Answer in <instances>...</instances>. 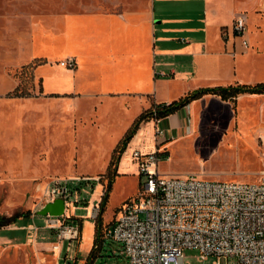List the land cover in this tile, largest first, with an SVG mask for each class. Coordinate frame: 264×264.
<instances>
[{"label": "rangeland", "instance_id": "rangeland-1", "mask_svg": "<svg viewBox=\"0 0 264 264\" xmlns=\"http://www.w3.org/2000/svg\"><path fill=\"white\" fill-rule=\"evenodd\" d=\"M149 3L150 0H0V207L3 211L7 207L9 216L27 215L25 199L36 179L99 180L71 183L70 191L75 197H71L68 214L84 216L82 236L78 242H63L61 262L58 256L48 254L47 264H130L122 246L105 239L104 233L116 222L122 206L141 192L145 179L140 178L133 154L155 151L154 120L143 122L121 158L120 176L115 178L102 215L99 249L95 248L99 221L91 214L94 206L101 207L106 194L109 180L105 175L114 151L143 113L142 108L149 109L150 104H131L128 108L129 101L119 97L65 94V90L73 88L74 80L63 74L70 70L61 68V62L66 55L67 29L75 34L78 28L76 20H67L68 15L138 11ZM46 27L52 28L51 34L46 35ZM34 59L24 71L25 63ZM41 75L52 77L43 83ZM92 83V78L85 81L82 94L99 95ZM18 88L20 94L34 97L13 98ZM238 108L205 102L196 114L188 112L194 134L179 136L169 150L164 148L166 144L160 148L172 159L160 163V173L166 177L196 174L204 180L220 182H264L263 143L259 137L254 139L256 130L252 124L245 125L242 135ZM78 206L88 209L76 211ZM45 220L38 215L35 219L26 216L14 226L23 242L33 243L35 228H44ZM200 256L196 250L184 253L186 264L217 261L210 258L202 263ZM221 264H238V260L223 259Z\"/></svg>", "mask_w": 264, "mask_h": 264}, {"label": "crops", "instance_id": "crops-1", "mask_svg": "<svg viewBox=\"0 0 264 264\" xmlns=\"http://www.w3.org/2000/svg\"><path fill=\"white\" fill-rule=\"evenodd\" d=\"M241 13L247 18L245 39L249 43L248 49L232 31L235 19ZM66 18L76 20L78 28L75 34L69 28L66 32V55L63 61L75 58L77 68L63 72L74 80L73 88L65 90V94L80 92L78 95L81 97H119L129 101L126 104L128 108L131 104L141 107L150 104L149 109L142 108L144 113L155 105H170L202 89L264 83V45L261 44L264 39V0H150L145 9L138 11H100L68 15ZM45 30L46 35L53 31L51 27H46ZM30 61L25 63L26 66L36 60ZM48 76L39 77L45 83L52 77ZM90 78L93 79L95 92L99 93L97 96L82 94L85 81ZM205 102L232 105L208 95L162 119L161 127L169 140L164 148L168 149L183 134H194V129L189 126L191 119L188 112L196 114L197 108ZM237 105L240 115L238 128L242 135L246 130L245 125L252 124L256 130L254 139L257 141L256 138L259 137L262 142L264 94L241 95L235 106ZM153 120L155 124V119ZM47 180L33 181V190L25 199L27 215L9 216L7 207H4V211L0 207L2 262L47 264L48 254L58 256V261L61 262L62 243L54 232L45 227L35 229L33 243H25L17 234L18 228L14 226L19 219L31 216L29 210L40 197L39 185L50 181ZM72 194L74 198V193ZM8 206H11V200L8 201ZM87 209L78 206L76 211ZM66 214L70 224L83 227L84 216L70 215L68 209ZM33 229L34 227L30 231ZM58 245L61 250L54 252V247Z\"/></svg>", "mask_w": 264, "mask_h": 264}, {"label": "built area", "instance_id": "built-area-1", "mask_svg": "<svg viewBox=\"0 0 264 264\" xmlns=\"http://www.w3.org/2000/svg\"><path fill=\"white\" fill-rule=\"evenodd\" d=\"M232 28L248 49L246 15L238 14ZM61 67L75 70L77 61L66 59ZM161 122L162 119L155 118V151L133 154L140 178L145 179L141 192L123 206L116 222L105 231V239L120 244L130 264H186V250L198 251L202 263L210 258L217 259L214 264L236 258L238 264H264V182L246 184L209 181L197 175L163 176L160 163L168 158L160 148L169 140ZM262 143L264 146V139ZM85 181L99 182L92 178H59L40 184V197L29 210L31 216L36 217L46 205L57 200L66 201L68 209L73 196L71 183ZM101 214L102 208L95 206L91 215L97 221ZM45 228L54 232L60 243L78 242L82 236V227L70 224L67 214L61 218L47 217ZM60 250V245L54 247V252ZM0 264L6 263L0 258Z\"/></svg>", "mask_w": 264, "mask_h": 264}, {"label": "trees", "instance_id": "trees-1", "mask_svg": "<svg viewBox=\"0 0 264 264\" xmlns=\"http://www.w3.org/2000/svg\"><path fill=\"white\" fill-rule=\"evenodd\" d=\"M29 67H24V71L28 70ZM250 94V95H263L264 94V83L257 84V85H237V86H230L227 88H216V89H202L199 91H196L194 93L189 94L185 98L174 102L170 105L163 104V105H155L150 110L144 112L141 114V116L134 122L133 126L129 130V132L126 134L124 140L121 142V144L117 147V149L113 153L112 161L110 163L109 168L107 169V173L105 175V178L109 180V185L106 191V194L104 195L103 201L101 203L102 208V214L105 213L107 204L110 199V194L113 189V184L115 182V178L117 176H120L119 174V165L121 162V158L124 154V152L127 150L131 140L134 138L136 133L138 132L140 126L143 124V122L153 120L155 118L159 119H166L171 115H174L181 111L182 109L189 106L192 102L196 100H200L204 98L205 96L212 95L220 98L224 102H230L234 105L237 104V99L241 95ZM13 98H32L34 97L31 94L23 95L20 94L19 88L16 90L15 95L12 96ZM166 158H169L168 153L165 154ZM102 232H103V223L102 218L99 220L97 228H96V244L95 248L99 249L100 244L102 241ZM95 250V249H94ZM93 252L90 254V257L92 258ZM89 257V258H90Z\"/></svg>", "mask_w": 264, "mask_h": 264}, {"label": "water", "instance_id": "water-1", "mask_svg": "<svg viewBox=\"0 0 264 264\" xmlns=\"http://www.w3.org/2000/svg\"><path fill=\"white\" fill-rule=\"evenodd\" d=\"M66 201L57 200L46 205L37 215L41 217L61 218L66 215Z\"/></svg>", "mask_w": 264, "mask_h": 264}]
</instances>
